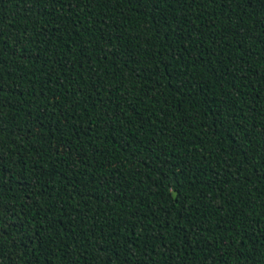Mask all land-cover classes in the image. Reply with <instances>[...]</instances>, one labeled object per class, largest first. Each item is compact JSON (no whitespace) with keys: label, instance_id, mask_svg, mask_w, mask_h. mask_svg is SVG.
Here are the masks:
<instances>
[{"label":"trees","instance_id":"16d2710c","mask_svg":"<svg viewBox=\"0 0 264 264\" xmlns=\"http://www.w3.org/2000/svg\"><path fill=\"white\" fill-rule=\"evenodd\" d=\"M0 264H264V0H0Z\"/></svg>","mask_w":264,"mask_h":264}]
</instances>
